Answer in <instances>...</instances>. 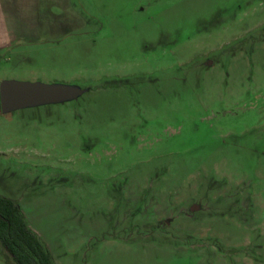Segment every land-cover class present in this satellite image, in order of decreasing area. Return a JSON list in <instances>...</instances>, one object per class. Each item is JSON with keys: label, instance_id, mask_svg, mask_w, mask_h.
Instances as JSON below:
<instances>
[{"label": "rangeland", "instance_id": "374dc122", "mask_svg": "<svg viewBox=\"0 0 264 264\" xmlns=\"http://www.w3.org/2000/svg\"><path fill=\"white\" fill-rule=\"evenodd\" d=\"M65 2L2 80L78 95L0 110V195L55 264H264V0Z\"/></svg>", "mask_w": 264, "mask_h": 264}, {"label": "crops", "instance_id": "0c3cea01", "mask_svg": "<svg viewBox=\"0 0 264 264\" xmlns=\"http://www.w3.org/2000/svg\"><path fill=\"white\" fill-rule=\"evenodd\" d=\"M65 1L57 0L58 3L55 4L53 0H0V83L7 81L2 80L8 72L4 68L6 64H12L11 67L14 68L18 67L17 63L30 60L24 47L32 49L45 43L48 37L60 35L58 30L61 31L71 19L70 15H65L70 14V6ZM54 5L60 11L57 14L54 12ZM47 74L46 70L29 73L35 78L34 82L40 76L47 77ZM30 229L34 232L31 227Z\"/></svg>", "mask_w": 264, "mask_h": 264}, {"label": "trees", "instance_id": "16d2710c", "mask_svg": "<svg viewBox=\"0 0 264 264\" xmlns=\"http://www.w3.org/2000/svg\"><path fill=\"white\" fill-rule=\"evenodd\" d=\"M0 242L16 264H55L18 203L0 195Z\"/></svg>", "mask_w": 264, "mask_h": 264}, {"label": "water", "instance_id": "95a60500", "mask_svg": "<svg viewBox=\"0 0 264 264\" xmlns=\"http://www.w3.org/2000/svg\"><path fill=\"white\" fill-rule=\"evenodd\" d=\"M78 95L73 88L3 81L0 83L1 108L4 113L43 104L59 103ZM197 207L192 210L195 211Z\"/></svg>", "mask_w": 264, "mask_h": 264}]
</instances>
